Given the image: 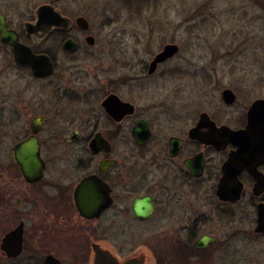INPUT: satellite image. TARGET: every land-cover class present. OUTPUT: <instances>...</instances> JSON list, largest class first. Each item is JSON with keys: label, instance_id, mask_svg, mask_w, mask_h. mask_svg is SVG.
Listing matches in <instances>:
<instances>
[{"label": "flooded vegetation", "instance_id": "af4514ba", "mask_svg": "<svg viewBox=\"0 0 264 264\" xmlns=\"http://www.w3.org/2000/svg\"><path fill=\"white\" fill-rule=\"evenodd\" d=\"M68 5L0 0V264H264L260 76L215 105L136 100Z\"/></svg>", "mask_w": 264, "mask_h": 264}, {"label": "rangeland", "instance_id": "374dc122", "mask_svg": "<svg viewBox=\"0 0 264 264\" xmlns=\"http://www.w3.org/2000/svg\"><path fill=\"white\" fill-rule=\"evenodd\" d=\"M18 1L22 10L52 0ZM139 1L68 0L69 14L86 16L99 33L102 79L131 73L134 99L166 106L215 105L226 86L252 89L253 80L237 76L245 73L260 76L264 92V0ZM170 43L178 57L147 77L145 64ZM208 91L211 104L203 102Z\"/></svg>", "mask_w": 264, "mask_h": 264}, {"label": "water", "instance_id": "95a60500", "mask_svg": "<svg viewBox=\"0 0 264 264\" xmlns=\"http://www.w3.org/2000/svg\"><path fill=\"white\" fill-rule=\"evenodd\" d=\"M48 10L50 11L52 10V13L46 14V12L48 13ZM39 16L44 20L45 19L48 20L50 18H52L53 20H56L57 18H59V15L49 6H43L42 8H40ZM77 24L79 26H87L88 22L85 18H78ZM177 51H178L177 45L171 44V45L165 46L164 50L160 54L157 55L156 59L152 63L151 68H150V73H153L155 71L159 63H163L169 58L173 57ZM224 95H225V98L228 100V102H231L234 100V95L232 94V92L226 91ZM237 135H238L237 132H233L234 137H237ZM13 254L14 253H9L10 256H13Z\"/></svg>", "mask_w": 264, "mask_h": 264}, {"label": "trees", "instance_id": "16d2710c", "mask_svg": "<svg viewBox=\"0 0 264 264\" xmlns=\"http://www.w3.org/2000/svg\"><path fill=\"white\" fill-rule=\"evenodd\" d=\"M133 1H135V0H133ZM136 2H140L139 0H136Z\"/></svg>", "mask_w": 264, "mask_h": 264}]
</instances>
